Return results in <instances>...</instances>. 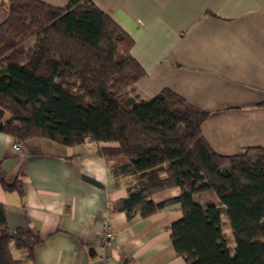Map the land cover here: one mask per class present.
I'll list each match as a JSON object with an SVG mask.
<instances>
[{"label": "trees", "instance_id": "16d2710c", "mask_svg": "<svg viewBox=\"0 0 264 264\" xmlns=\"http://www.w3.org/2000/svg\"><path fill=\"white\" fill-rule=\"evenodd\" d=\"M0 6L7 11L0 22V132L19 142L107 143L99 153L123 159L113 172L133 178L115 208L132 218L178 202L182 217L170 224V236L187 264H264V147L221 155L201 132L207 111L167 87L143 96L135 85L144 70L131 54L134 38L92 0ZM0 181L22 193L18 179ZM170 187L176 196L153 200ZM204 191L217 201L200 202ZM41 241L24 226L10 228L0 203V264H20L14 249L31 259Z\"/></svg>", "mask_w": 264, "mask_h": 264}, {"label": "crops", "instance_id": "0c3cea01", "mask_svg": "<svg viewBox=\"0 0 264 264\" xmlns=\"http://www.w3.org/2000/svg\"><path fill=\"white\" fill-rule=\"evenodd\" d=\"M41 1L64 6L68 0ZM92 1L134 38L131 54L144 70L135 85L143 96L167 87L207 111L201 132L221 155L264 147V0ZM6 16L0 6V22ZM105 145L89 138L74 145L44 137L19 142L0 132V178L8 184L18 179L22 187L20 194L0 181L7 224L24 226L42 239L31 259L13 250L20 264H95L103 253L109 264H187L170 236V224L182 217L180 204L169 202L132 218L116 209L133 178L113 172L123 159L99 153ZM177 193L166 188L153 200ZM196 198L217 201L207 191ZM105 220L113 240L103 248ZM224 231L234 245L228 226Z\"/></svg>", "mask_w": 264, "mask_h": 264}, {"label": "built area", "instance_id": "2783aa9c", "mask_svg": "<svg viewBox=\"0 0 264 264\" xmlns=\"http://www.w3.org/2000/svg\"><path fill=\"white\" fill-rule=\"evenodd\" d=\"M13 146L14 148H19V143L15 142ZM100 238L103 248H106L111 244L113 240V230L109 220L104 221ZM110 262L111 258L109 257V255L103 253L95 264H109Z\"/></svg>", "mask_w": 264, "mask_h": 264}, {"label": "rangeland", "instance_id": "374dc122", "mask_svg": "<svg viewBox=\"0 0 264 264\" xmlns=\"http://www.w3.org/2000/svg\"><path fill=\"white\" fill-rule=\"evenodd\" d=\"M28 43H29V44H31V42H30V41H29ZM14 251H15V250H14Z\"/></svg>", "mask_w": 264, "mask_h": 264}]
</instances>
